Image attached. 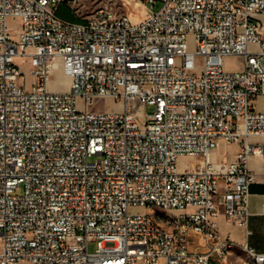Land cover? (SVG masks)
Listing matches in <instances>:
<instances>
[{
  "label": "built area",
  "instance_id": "1",
  "mask_svg": "<svg viewBox=\"0 0 264 264\" xmlns=\"http://www.w3.org/2000/svg\"><path fill=\"white\" fill-rule=\"evenodd\" d=\"M62 1L0 0V264H230L220 218L251 234L249 160L264 156V0H140L139 21L111 0L85 23L59 17ZM106 98L122 110H96ZM159 210L181 234L151 224Z\"/></svg>",
  "mask_w": 264,
  "mask_h": 264
},
{
  "label": "rangeland",
  "instance_id": "2",
  "mask_svg": "<svg viewBox=\"0 0 264 264\" xmlns=\"http://www.w3.org/2000/svg\"><path fill=\"white\" fill-rule=\"evenodd\" d=\"M126 3V8L128 11H131L134 13V19L135 20H142L146 18L150 12L151 9L144 6V4L140 0H123ZM111 0H72L70 5L67 1H62L58 4L56 8V14L71 22H79V23H85L87 18L91 16L98 8L104 6L105 4H109ZM161 2H158V4L154 7L155 10L159 9L161 6ZM261 20L264 24V15L260 16ZM22 21L20 18H12L9 21L10 28L13 30H17ZM193 36H190V42H192ZM190 48L192 49L193 46L190 45ZM17 63L20 65L21 68L25 71V76L28 81V87H30V81L32 80V77L30 76V64H26L22 62L20 59L16 60ZM224 67L228 70H238L242 67V59L237 56H228L224 58ZM71 83V79L64 75L63 70L57 69L54 71L52 75V81L50 83V88L54 90H66L69 88ZM255 107V105H254ZM94 108L96 110H106V111H121L122 106L120 102L115 101L112 98H106L98 100ZM256 108V107H255ZM147 112L151 113L154 111V106L147 105L146 107ZM94 160V158H92ZM191 164L193 163L192 159L188 158H181L180 159V167H182L185 164ZM20 193V192H18ZM140 211H146V209L139 208ZM196 239V238H194ZM96 250V243L92 242L90 244V251ZM22 264H28V263H22Z\"/></svg>",
  "mask_w": 264,
  "mask_h": 264
},
{
  "label": "crops",
  "instance_id": "3",
  "mask_svg": "<svg viewBox=\"0 0 264 264\" xmlns=\"http://www.w3.org/2000/svg\"><path fill=\"white\" fill-rule=\"evenodd\" d=\"M255 109L264 112V96L254 100ZM238 143L221 144L214 152V160L217 162H228L234 160L239 152ZM250 168L257 173V181L250 186V210L252 216L249 222L251 234L247 236L246 229L228 224L220 218V233L222 237H229L235 242L230 264H241L246 253L242 250V244L248 241L259 251L264 252V156L253 155L249 160Z\"/></svg>",
  "mask_w": 264,
  "mask_h": 264
},
{
  "label": "bare ground",
  "instance_id": "4",
  "mask_svg": "<svg viewBox=\"0 0 264 264\" xmlns=\"http://www.w3.org/2000/svg\"><path fill=\"white\" fill-rule=\"evenodd\" d=\"M165 220H170V212L167 210H159V216H151V224L162 225V234H181L180 225H165Z\"/></svg>",
  "mask_w": 264,
  "mask_h": 264
}]
</instances>
